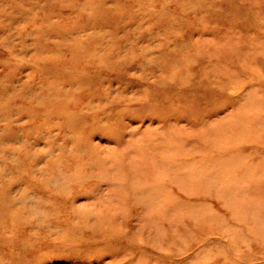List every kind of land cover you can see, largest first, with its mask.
I'll list each match as a JSON object with an SVG mask.
<instances>
[{
  "label": "rangeland",
  "instance_id": "rangeland-1",
  "mask_svg": "<svg viewBox=\"0 0 264 264\" xmlns=\"http://www.w3.org/2000/svg\"><path fill=\"white\" fill-rule=\"evenodd\" d=\"M0 264H264V0H0Z\"/></svg>",
  "mask_w": 264,
  "mask_h": 264
},
{
  "label": "bare ground",
  "instance_id": "bare-ground-1",
  "mask_svg": "<svg viewBox=\"0 0 264 264\" xmlns=\"http://www.w3.org/2000/svg\"><path fill=\"white\" fill-rule=\"evenodd\" d=\"M163 180V179H162ZM140 199V198H139ZM143 199H145V198H143ZM142 200V199H141ZM147 200V199H146ZM138 201V200H137ZM138 202H140V201H138Z\"/></svg>",
  "mask_w": 264,
  "mask_h": 264
}]
</instances>
